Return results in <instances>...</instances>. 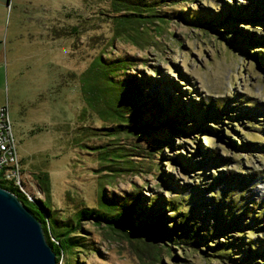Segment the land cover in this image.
<instances>
[{
    "label": "rangeland",
    "instance_id": "rangeland-1",
    "mask_svg": "<svg viewBox=\"0 0 264 264\" xmlns=\"http://www.w3.org/2000/svg\"><path fill=\"white\" fill-rule=\"evenodd\" d=\"M121 1L164 18L118 21L111 0H0V106H7L21 188L42 199L32 174L47 172L50 206L63 214L78 203L100 205L103 194L134 196L162 211L166 225L173 218L198 229L206 245L196 251L184 239L165 250L86 221L80 246L57 264H264V62L252 55L264 54V0ZM239 6L248 14L234 22L227 14ZM190 15L219 17L222 29L236 30H223L233 38L198 32ZM98 54L125 57L112 81L130 77L156 98L147 110L154 131L112 128L114 119L103 117L120 84H111ZM120 101L123 110L133 105ZM141 103L131 125L147 118ZM173 111L185 131L163 125ZM191 123L198 128H186ZM161 125L170 146L155 156L151 136Z\"/></svg>",
    "mask_w": 264,
    "mask_h": 264
},
{
    "label": "trees",
    "instance_id": "trees-1",
    "mask_svg": "<svg viewBox=\"0 0 264 264\" xmlns=\"http://www.w3.org/2000/svg\"><path fill=\"white\" fill-rule=\"evenodd\" d=\"M111 1L112 2H110V4L114 12L112 16L118 21L130 20L134 18L139 19L142 17V15L147 14L156 17L154 20L159 24L158 18H164L163 15L158 16L156 14H148L145 13L146 11H144L143 13V11H140V9L142 10L143 8L130 5L129 3H125L121 0ZM241 7L242 6L234 8L227 14L228 17L232 18V21L235 22V19L237 21H242L244 20L246 14H248L247 10H242ZM209 21L211 22V24L209 23ZM234 22L232 23L235 24ZM187 24L189 26H194L198 30V32L200 30H207V32L211 33L215 38H219L227 42H230V39L233 37H230V39L227 40V37L224 35L225 33L223 30H226L230 33L236 31L235 29H222L225 27H222L223 22L219 21V17L204 21L203 18L201 19L190 15ZM245 33V36H247L249 39L254 38L256 41L261 40V35L257 36L249 32ZM252 55L255 56L257 60L264 62V54L256 56V54H254L253 52ZM98 56L99 54L97 55V57ZM98 60L103 64V66L100 65V67H105L104 69L107 70L106 75L110 76L109 80L111 81V84L112 82H117L121 85V87L120 85L118 86L120 90L118 92V95L116 94L118 97L116 103L113 104L112 101H110L109 99L107 100L110 105L109 109L112 111H109L108 115H103V117L114 119L112 128L121 127L124 130L127 129L128 131H132L130 128L140 129L139 131H154V127L157 125L153 124V121L151 119L152 114H150L151 111L148 112L147 110H151L148 105H152L156 101V98L147 96L140 88V85L138 83H133V79L130 77L128 78L127 76H125L122 77V79H117V81H112V76L114 74L116 75V72H120V74L121 72H124V67L129 63L128 60L125 59V57L120 56L105 61L98 57ZM92 67H90L91 70ZM93 68L98 69L99 65H97L96 63ZM123 75L125 74L123 73ZM120 99L125 100V103H127L125 105L126 108L127 106H129V102L133 103L132 107H130L129 110H123L121 108V105L123 103L120 101ZM138 102H142L141 106L144 110L143 114H147V118L143 123L135 126L131 125V123L138 118L139 112H141ZM157 112H160V109L157 110ZM171 113H169V115H167V117L163 119V125L168 123L171 128L175 130L185 131V128L182 125L179 126L174 124L176 115L174 111ZM191 115L194 116L193 113ZM214 116L215 115H213V117ZM196 119H198V117H191V120ZM192 124L193 123H191V125H187L186 128H198L196 125ZM163 125H161L157 130L158 135L151 136V141L153 145H155V147L151 148L152 155L155 156L162 154V147L166 145L170 146L168 143L170 141L168 135L164 134L161 130V127H163ZM206 127L209 129V126ZM99 146L101 145H91V148H97ZM113 155L114 153H109L108 157L115 159ZM171 159L175 161L173 157H171ZM17 162V171L18 174H21L23 170L19 166L18 156ZM178 164L180 165V162H178ZM126 166L128 169L134 168L131 163ZM2 168L3 167H0V186L15 193L21 203L40 221L45 240L49 243L55 253L56 262L63 252L71 253V251L75 247L80 246L81 243L79 238L81 236V225L86 221L93 222L96 225L103 224L106 228H109L113 231L126 232L137 238L154 239L156 242L159 241L160 246H162V249L165 248V250L171 248V244L182 242L184 239H187L186 242H189V245L195 247L196 251L201 250V246L206 245L204 241L205 238L202 237V234L198 229L187 226L186 222L181 220L177 223H173V218H170L171 223L169 225H166L163 220L164 216L162 211L157 209V211L152 212L150 209L145 208L144 205L140 203L138 198L134 196L119 200L115 197H112L111 195L106 196L103 194L99 199V201L102 202V204L100 205L98 204V202L97 204L78 203L79 206L76 205L74 207L75 209H73L69 213H56L54 208L50 206L48 199L49 179L47 172L41 170L32 174L39 189L43 192V194H45L43 198L40 199L38 197L28 196V194H26L23 189L19 187L20 184H24L20 175L18 178V183L16 176L8 177L6 175V171H4V169ZM151 202H153V200ZM101 205L109 207L110 210H107L105 207H101ZM170 208L174 210V207ZM218 217H220V215L217 214V218ZM52 224H54L55 228ZM69 264H76V262L72 261Z\"/></svg>",
    "mask_w": 264,
    "mask_h": 264
},
{
    "label": "water",
    "instance_id": "water-1",
    "mask_svg": "<svg viewBox=\"0 0 264 264\" xmlns=\"http://www.w3.org/2000/svg\"><path fill=\"white\" fill-rule=\"evenodd\" d=\"M0 264H57L40 221L0 186Z\"/></svg>",
    "mask_w": 264,
    "mask_h": 264
},
{
    "label": "built area",
    "instance_id": "built-area-1",
    "mask_svg": "<svg viewBox=\"0 0 264 264\" xmlns=\"http://www.w3.org/2000/svg\"><path fill=\"white\" fill-rule=\"evenodd\" d=\"M17 152L15 138L11 128L6 105L0 106V167L6 171V175L16 176L19 183L17 171ZM21 188V184L19 185ZM22 189V188H21Z\"/></svg>",
    "mask_w": 264,
    "mask_h": 264
}]
</instances>
